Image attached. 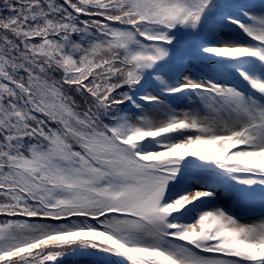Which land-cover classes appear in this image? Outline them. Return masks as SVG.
<instances>
[{
	"label": "snow or ice",
	"instance_id": "obj_1",
	"mask_svg": "<svg viewBox=\"0 0 264 264\" xmlns=\"http://www.w3.org/2000/svg\"><path fill=\"white\" fill-rule=\"evenodd\" d=\"M0 264H264V0H0Z\"/></svg>",
	"mask_w": 264,
	"mask_h": 264
},
{
	"label": "trees",
	"instance_id": "obj_2",
	"mask_svg": "<svg viewBox=\"0 0 264 264\" xmlns=\"http://www.w3.org/2000/svg\"><path fill=\"white\" fill-rule=\"evenodd\" d=\"M0 219H2V218H0Z\"/></svg>",
	"mask_w": 264,
	"mask_h": 264
}]
</instances>
